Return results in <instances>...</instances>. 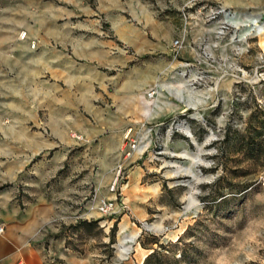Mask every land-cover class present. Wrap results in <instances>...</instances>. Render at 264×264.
Returning a JSON list of instances; mask_svg holds the SVG:
<instances>
[{
	"label": "rangeland",
	"instance_id": "obj_1",
	"mask_svg": "<svg viewBox=\"0 0 264 264\" xmlns=\"http://www.w3.org/2000/svg\"><path fill=\"white\" fill-rule=\"evenodd\" d=\"M94 3L0 0V153L13 119L28 137L10 145L24 155L11 173L0 163V206L51 204L29 239L43 264H142L152 250L143 264H264V0H133L158 32L145 38L180 63H155L115 108L109 85L92 104L64 93L53 122L35 87L50 90L59 75L46 61L66 57L73 9L84 18ZM127 97L131 111L119 108ZM127 130L138 147L124 158Z\"/></svg>",
	"mask_w": 264,
	"mask_h": 264
},
{
	"label": "crops",
	"instance_id": "obj_2",
	"mask_svg": "<svg viewBox=\"0 0 264 264\" xmlns=\"http://www.w3.org/2000/svg\"><path fill=\"white\" fill-rule=\"evenodd\" d=\"M132 2L133 0H95L92 7H83L88 11L84 14L85 17L80 19L75 13L79 9H73L71 16L74 18V23H72L73 29L70 30L66 42L68 47L66 57H53L46 61L50 63L49 67L53 68L59 77L52 80L50 90L42 85L35 87L36 93L43 95V99L50 98L53 102V107L49 112L53 122L59 121L60 123V119L64 117L60 112L65 104L64 93H67L72 101L85 100L92 104L96 98L102 97L101 86L109 85L112 94L107 96L112 102V107L115 108L120 94L129 93L133 84L145 83L148 80L147 77L155 74V63H163V67L160 66V72L168 63H180L170 55L169 42L164 44L160 41H148L145 38L146 31L151 30L149 32L151 36L157 35L158 32L148 19V15L146 16L148 13L146 7L135 8ZM138 4L140 5L139 2ZM112 12L114 18L108 17V13ZM125 15L135 17L136 20L142 19L144 26L142 24L128 25ZM101 17L108 22L107 29L114 35L117 43L103 38ZM150 50H156L160 55L144 59V55ZM138 63H145L142 66L147 69L142 78H139ZM124 101L125 103L122 106L119 105V108L131 111L133 102L128 97ZM21 113L24 114V111H20L18 115ZM13 115L17 114H10V116ZM13 121L6 135L9 141L8 149L4 147L2 154L0 153L2 158L0 163L8 173H11L12 166H16L24 156L21 152L18 156L12 154L9 151L10 145L18 148L27 147L28 140V137L21 135L20 128L24 127L22 120L13 119ZM125 126L113 130L122 132ZM48 130L51 131L50 128ZM52 131L55 132V129L52 128ZM50 141L55 146L62 143L53 134L47 135L46 140L44 139V142ZM30 142L33 143L32 140ZM6 150L9 151L8 155L3 154ZM50 208L51 204L43 198L38 199L34 205H27L24 209L7 202L0 206L2 227L0 264H43L38 250L30 245L29 239L32 229L38 222L44 220Z\"/></svg>",
	"mask_w": 264,
	"mask_h": 264
},
{
	"label": "built area",
	"instance_id": "obj_3",
	"mask_svg": "<svg viewBox=\"0 0 264 264\" xmlns=\"http://www.w3.org/2000/svg\"><path fill=\"white\" fill-rule=\"evenodd\" d=\"M23 36H24V32H22V33L20 34V38H22ZM180 43H181V42H180L179 40L175 39V40L172 42V46H174V47H179V46H180ZM32 44H33V43H32ZM154 94H155V89H154V88H149V89L146 91V95H147L148 97H152ZM128 132H129V130H127V131L123 134V139L128 141L127 144L125 145V147L121 148V152H122L124 158H127V157L131 154V152L134 151V150H136L137 147H138V146H137V143H136V141H135L134 139H129V138L127 137ZM71 137H74V138L77 139V140H79V139L81 138L80 135H75L74 133L71 134ZM111 207H112V204H111V203H105V202L102 201L101 204H100V207H99V208H100L102 211H105V210H109ZM1 230H2V227H1V225H0V232H1Z\"/></svg>",
	"mask_w": 264,
	"mask_h": 264
},
{
	"label": "trees",
	"instance_id": "obj_4",
	"mask_svg": "<svg viewBox=\"0 0 264 264\" xmlns=\"http://www.w3.org/2000/svg\"><path fill=\"white\" fill-rule=\"evenodd\" d=\"M155 253V250H152L148 255H146L143 259V263H145L151 256H153V254Z\"/></svg>",
	"mask_w": 264,
	"mask_h": 264
}]
</instances>
